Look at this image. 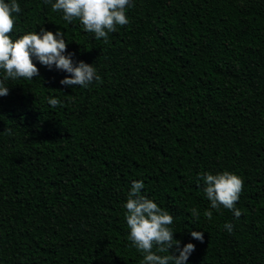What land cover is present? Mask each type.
Listing matches in <instances>:
<instances>
[{
  "label": "trees",
  "instance_id": "1",
  "mask_svg": "<svg viewBox=\"0 0 264 264\" xmlns=\"http://www.w3.org/2000/svg\"><path fill=\"white\" fill-rule=\"evenodd\" d=\"M17 3L13 40L59 30L100 79L65 87L33 59L38 77L5 81L0 264H142L123 207L133 181L174 217L181 249L195 245L187 264H264V0H131L107 43L44 0ZM225 170L244 182L239 218L211 209L199 179Z\"/></svg>",
  "mask_w": 264,
  "mask_h": 264
},
{
  "label": "clouds",
  "instance_id": "2",
  "mask_svg": "<svg viewBox=\"0 0 264 264\" xmlns=\"http://www.w3.org/2000/svg\"><path fill=\"white\" fill-rule=\"evenodd\" d=\"M44 3L50 4L53 12H61L62 19L68 23L78 20L85 32L94 34L96 40L103 38L105 43L109 33L129 23L126 13L133 6L131 0H44ZM21 11L17 0H0V97L9 94L5 81H29L39 76V68L33 59L50 70L55 66L67 73L59 81L62 86L87 88L99 81L100 76L93 64L83 60L73 62V54L67 53L65 35L59 30L53 33L40 27L38 32L28 31L13 40L10 34L15 27L16 14ZM47 102L53 108L62 103L55 97H49ZM199 179L204 182V195L210 201L211 209L219 211L224 208L232 211L236 218L241 216L236 207L243 191L241 177L225 170L217 174L206 172ZM144 187L143 181H133L123 205L129 241L143 254L142 264H187L195 245L187 243L181 249V241L174 239L175 232L171 227L174 217L142 194ZM191 214L199 217L195 208ZM204 215L210 220L213 213L206 210ZM223 227L229 233L233 231L231 223H225ZM191 236L204 242L203 232L193 231ZM174 247L178 254L170 251Z\"/></svg>",
  "mask_w": 264,
  "mask_h": 264
}]
</instances>
